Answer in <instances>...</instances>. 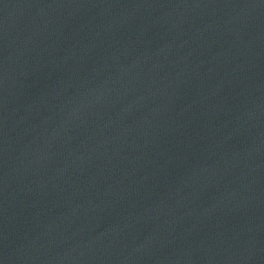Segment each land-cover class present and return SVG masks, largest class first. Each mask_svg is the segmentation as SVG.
<instances>
[{
    "label": "water",
    "instance_id": "95a60500",
    "mask_svg": "<svg viewBox=\"0 0 264 264\" xmlns=\"http://www.w3.org/2000/svg\"><path fill=\"white\" fill-rule=\"evenodd\" d=\"M0 264H264V0H0Z\"/></svg>",
    "mask_w": 264,
    "mask_h": 264
}]
</instances>
